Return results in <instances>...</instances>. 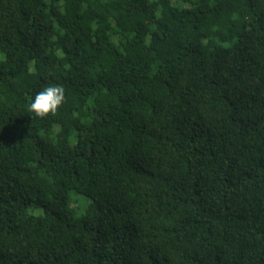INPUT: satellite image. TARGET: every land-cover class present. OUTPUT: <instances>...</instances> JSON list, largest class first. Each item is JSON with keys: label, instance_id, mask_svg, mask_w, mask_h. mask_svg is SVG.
<instances>
[{"label": "trees", "instance_id": "trees-1", "mask_svg": "<svg viewBox=\"0 0 264 264\" xmlns=\"http://www.w3.org/2000/svg\"><path fill=\"white\" fill-rule=\"evenodd\" d=\"M0 264H264V0H0Z\"/></svg>", "mask_w": 264, "mask_h": 264}, {"label": "clouds", "instance_id": "clouds-1", "mask_svg": "<svg viewBox=\"0 0 264 264\" xmlns=\"http://www.w3.org/2000/svg\"><path fill=\"white\" fill-rule=\"evenodd\" d=\"M65 101V90L62 86H47L35 94L29 104V111L36 118L43 119L55 114Z\"/></svg>", "mask_w": 264, "mask_h": 264}, {"label": "rangeland", "instance_id": "rangeland-1", "mask_svg": "<svg viewBox=\"0 0 264 264\" xmlns=\"http://www.w3.org/2000/svg\"><path fill=\"white\" fill-rule=\"evenodd\" d=\"M80 198H84V197H80ZM84 200H85V198H84ZM81 202H84L83 200H80ZM73 205H75V204H73Z\"/></svg>", "mask_w": 264, "mask_h": 264}]
</instances>
